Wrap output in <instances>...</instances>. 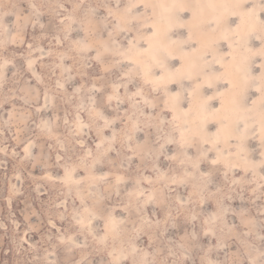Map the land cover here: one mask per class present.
<instances>
[{"label": "rangeland", "instance_id": "374dc122", "mask_svg": "<svg viewBox=\"0 0 264 264\" xmlns=\"http://www.w3.org/2000/svg\"><path fill=\"white\" fill-rule=\"evenodd\" d=\"M0 264H264V0H0Z\"/></svg>", "mask_w": 264, "mask_h": 264}]
</instances>
